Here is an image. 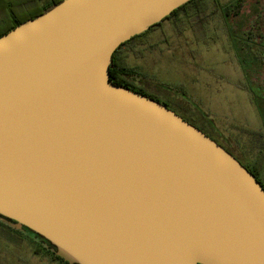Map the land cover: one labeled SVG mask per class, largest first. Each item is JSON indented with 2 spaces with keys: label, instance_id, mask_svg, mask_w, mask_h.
Instances as JSON below:
<instances>
[{
  "label": "water",
  "instance_id": "95a60500",
  "mask_svg": "<svg viewBox=\"0 0 264 264\" xmlns=\"http://www.w3.org/2000/svg\"><path fill=\"white\" fill-rule=\"evenodd\" d=\"M190 0H60L0 36V221L69 264H264V190L112 54Z\"/></svg>",
  "mask_w": 264,
  "mask_h": 264
},
{
  "label": "rangeland",
  "instance_id": "374dc122",
  "mask_svg": "<svg viewBox=\"0 0 264 264\" xmlns=\"http://www.w3.org/2000/svg\"><path fill=\"white\" fill-rule=\"evenodd\" d=\"M234 2L203 0L202 32H192L181 13L175 24L163 20L147 45L123 47L122 64L137 73L135 86L168 109L178 112L181 101V118L264 181V0H241V13L227 15ZM22 233L17 245L0 227V264H60Z\"/></svg>",
  "mask_w": 264,
  "mask_h": 264
},
{
  "label": "trees",
  "instance_id": "16d2710c",
  "mask_svg": "<svg viewBox=\"0 0 264 264\" xmlns=\"http://www.w3.org/2000/svg\"><path fill=\"white\" fill-rule=\"evenodd\" d=\"M59 1L60 0H0V36L6 34L9 30L13 29L20 23L39 16L51 6L57 4ZM202 1L203 0H190L183 6L172 11L171 14L163 20L175 17L177 14L181 13L187 19V22L192 32H202L203 24H201V16H204L202 15ZM229 7L231 8L227 12V15L233 16L241 13V8L243 7V4L241 0H238V2H234ZM159 24L151 26L145 33L140 34L138 36H134L130 40L121 44L112 54V60L109 66V82L111 84L128 89L129 91H132L139 95H143L158 103L160 102L157 99L148 95L142 88L137 87L132 83V78L137 76V73L133 69H127L122 64L121 51L123 47H125L134 40H137L139 42L144 41V38L147 36V34L151 32L155 27L159 26ZM262 36H264L263 33L260 35V37ZM198 129L204 134H206L202 129ZM246 169L254 176V178L259 182V184L264 190V181H261L259 179L258 170L256 169V167ZM0 227L2 231H4V233L9 234L8 237L11 242L16 243L18 245L23 236L22 232H24L27 235H31L33 237V239H30V241L34 244H37V251L42 250L45 254L50 255L53 260L60 262V264H69L68 262L64 261L61 257L55 255L53 247L48 242H46L38 235H33L29 230L25 228H23L22 230H15L9 227L8 225L2 223L1 221ZM34 239L37 241L35 242Z\"/></svg>",
  "mask_w": 264,
  "mask_h": 264
},
{
  "label": "flooded vegetation",
  "instance_id": "af4514ba",
  "mask_svg": "<svg viewBox=\"0 0 264 264\" xmlns=\"http://www.w3.org/2000/svg\"><path fill=\"white\" fill-rule=\"evenodd\" d=\"M168 19H169V18H168ZM172 19H174V24L177 23L178 20H177L175 17H173ZM162 22H163V20H162ZM162 22H161V23H162ZM161 23H160V24H161ZM160 24H159V26H160ZM147 43H148V42H144V41L141 42L142 45H147ZM143 90H144V89H143ZM144 91H145V90H144ZM145 92H146V91H145ZM146 93H147L148 95L154 97L155 99H157L161 104H164V105L168 108V103H169V102H167L166 100H159V99L156 98L154 95L149 94L148 92H146ZM180 102H181V101L176 102L175 104H176L177 106H179V108H180V110H181V108L183 109L184 105H180V104H179ZM179 108L177 107L176 109H177V111H178L179 113H181L180 110H179ZM174 112H175L177 115H179L178 112H176V111H174ZM197 128H198V127H197ZM243 167H244V166H243ZM245 168H246V167H245Z\"/></svg>",
  "mask_w": 264,
  "mask_h": 264
}]
</instances>
